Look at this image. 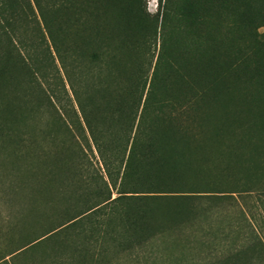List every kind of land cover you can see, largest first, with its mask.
Segmentation results:
<instances>
[{"label":"trees","instance_id":"1","mask_svg":"<svg viewBox=\"0 0 264 264\" xmlns=\"http://www.w3.org/2000/svg\"><path fill=\"white\" fill-rule=\"evenodd\" d=\"M156 7L0 0V140L10 145L6 189L19 203L16 225L0 226V264L38 250L42 264L55 252L60 264H98L109 243L132 252L157 239L171 240L174 251L183 231L232 203L258 237L264 0ZM55 58L76 104L63 113L43 86ZM235 249L190 263L256 264L264 256L259 240Z\"/></svg>","mask_w":264,"mask_h":264},{"label":"rangeland","instance_id":"2","mask_svg":"<svg viewBox=\"0 0 264 264\" xmlns=\"http://www.w3.org/2000/svg\"><path fill=\"white\" fill-rule=\"evenodd\" d=\"M146 2L147 9L154 12L157 8V0H146ZM260 31H264V27L260 28ZM50 68L51 75H49V78L45 82L43 81V86L52 96L54 105L58 108L60 113H63L64 108H70L71 103L76 107L64 70L61 68L60 63L56 58L54 63L51 61ZM43 108H45V105H43ZM45 109L44 116L42 115L40 123H37V125L39 124L42 127L44 126V119L48 116L47 107ZM46 143L47 142L41 140L40 142L38 141V152L42 153L48 149ZM4 144L5 143L0 140V226L2 227L8 222H10L12 226L16 225L15 211L19 208V203H15L10 199L8 190L6 189V186L8 185V177L4 174L3 169L9 165L6 161L5 151L7 148L10 150V145L6 148L3 147ZM235 196L239 205L243 209H246V205L247 207L252 208L249 199H247V203L244 205L241 197L238 195ZM261 212V208L257 209L256 221L258 223L253 225L258 237L253 235L249 224L240 216L239 206L232 203L230 205L218 207L212 218L207 222L197 224V226L195 225L192 228L187 229L185 232L183 231L182 234L178 236V242H180L178 244V249L174 251L168 249V244H171V240L164 243L162 240L157 239L142 249H137L132 252L114 251L111 243H109L106 246L109 252H106L105 260L98 264H176V258L181 255H185L181 257L186 258L184 261H181L182 263L180 264H191L190 262L198 261L203 257H215L227 250H236L235 247L241 246L242 244H255L258 240L261 241L264 246V224L261 221L264 214L258 216V213ZM246 215L247 217L249 216V214ZM209 227H211V229H209ZM188 232L191 234L187 235L186 233ZM3 241L4 240H2V243ZM181 245H183L184 248L183 246L181 247ZM43 256L44 253L38 250L32 254V257H30L28 261L26 260L24 262L20 259V264H42L41 260L43 259ZM67 257L65 256L64 258L65 262H69L71 259L68 255ZM61 261L62 257H57V252L52 253V255L49 254L46 260L47 264H60ZM256 264H264V256L256 258Z\"/></svg>","mask_w":264,"mask_h":264}]
</instances>
